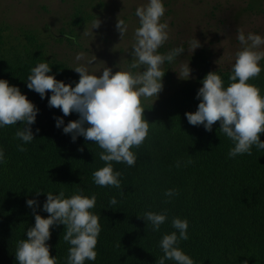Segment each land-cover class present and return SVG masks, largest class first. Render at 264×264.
<instances>
[{
  "label": "trees",
  "instance_id": "16d2710c",
  "mask_svg": "<svg viewBox=\"0 0 264 264\" xmlns=\"http://www.w3.org/2000/svg\"><path fill=\"white\" fill-rule=\"evenodd\" d=\"M75 17L73 24L79 27L94 15L79 9ZM25 34L27 41L15 43L0 33V78L18 86L39 108L32 125L35 139L24 145L26 151L18 150L23 142L15 136L22 122L0 129V147L6 158V163L0 164V264H17V242L27 238L37 212L49 215L43 211L47 192L58 195L60 191L66 197L80 191L96 196L91 211L100 218L101 232L97 258L87 264H158L164 255L160 240L175 231L171 224L174 217L189 222V239L180 241L179 246L195 264H264V151L253 146L252 155L230 158L233 145L219 133V121L209 132L203 125L189 124L185 116L197 110L202 79L217 71L227 85L232 67H205L154 104L142 101L150 129L145 141L133 148L136 163L127 166L113 161L114 170L121 173V187H101L94 183L93 172L105 165L99 157L103 150L82 135L73 142L71 134L63 133V126L56 127V118L63 116L61 110L50 108L47 98L41 99L27 88L31 68L41 62L52 66L57 80L71 82L73 87L80 76L70 62L48 53L39 34ZM62 34L73 35L69 40L78 36L73 28L62 30ZM201 60L198 57L194 64ZM260 63L264 68V60ZM203 64L201 61L198 66ZM250 83L264 94V70ZM63 118L67 124L79 115L73 112ZM260 138L264 141V133ZM167 189H175L177 194L168 198L164 195ZM41 190L44 192L37 195ZM113 197L116 205L109 204ZM33 198L39 204L35 210L26 203ZM146 211L167 213L160 231L147 227L139 216ZM65 227L53 225L47 242L57 264L67 261L70 245L62 238Z\"/></svg>",
  "mask_w": 264,
  "mask_h": 264
},
{
  "label": "clouds",
  "instance_id": "9594fccd",
  "mask_svg": "<svg viewBox=\"0 0 264 264\" xmlns=\"http://www.w3.org/2000/svg\"><path fill=\"white\" fill-rule=\"evenodd\" d=\"M164 14V0H147L146 4L137 7L135 15L139 26L134 32L131 62L124 69L113 72L111 68L105 67L102 73H96L80 64L73 68L80 76L74 87L71 82L57 80L52 74V66L46 62L31 68L27 77V88L38 93L41 99L47 98L50 108H58L63 113V116L56 118L57 128L63 126V133L71 134L73 142L82 135L86 141L94 142L103 150L99 157L105 165L93 172L94 183L98 186L121 187V173L114 170L112 162L135 165L137 155L133 148L145 141L150 129L142 101L152 97H156L154 102L158 99L166 73L162 66L166 62H174L185 52L183 46L167 53L159 52L169 39L168 24L161 22ZM100 23L94 22V28H98ZM116 29L122 40L128 32L125 20L119 17ZM237 39L242 47L236 53L228 77L229 83L226 85L217 71L209 72L197 91L196 98L200 101L197 110L185 114L189 124L203 125L209 132L219 121V133H223L233 145L228 153L230 158L252 155L253 146L258 151H264V141L260 138L261 133H264V94L259 87L250 83L264 70L260 63L264 60V50H261L264 37L251 32L245 34L239 29ZM198 47L199 40L190 41L193 51ZM83 59V53L76 56L77 61ZM191 71L188 64L176 72L181 79H190ZM73 112L78 113L79 118L65 124L63 117ZM38 113L39 108L27 94L7 79L0 78V129L22 122L15 133L16 138L23 142L17 146L21 152L27 150L24 145L35 139L32 125ZM4 163L5 152L0 147V164ZM42 192L37 191V195ZM176 194L175 189H167L164 193L168 198ZM26 203L32 208L39 206L34 198L28 199ZM109 204L116 205V198H111ZM95 205L96 196L89 197L83 191L70 197H66L63 191L58 195L47 192L43 211L49 215L35 214V224L27 229V238L17 242V264H57V256L51 255V245L47 242L51 239L52 226L60 224L66 226L62 238L70 245L66 264L95 261L101 232L100 218L91 211ZM139 216L147 222V227L150 225L156 232L168 219L166 212L146 211ZM171 224L175 231L162 236L160 248L164 255L159 258L158 264H166V261L195 264L193 258L179 246L180 241L189 239L188 220L174 217Z\"/></svg>",
  "mask_w": 264,
  "mask_h": 264
},
{
  "label": "rangeland",
  "instance_id": "374dc122",
  "mask_svg": "<svg viewBox=\"0 0 264 264\" xmlns=\"http://www.w3.org/2000/svg\"><path fill=\"white\" fill-rule=\"evenodd\" d=\"M147 0H0V33L15 43H24L26 31H35L45 41L51 56L66 60L74 67L83 64L89 71L102 73L105 67L113 72L124 69L131 62L134 32L139 26L135 15L137 7ZM165 14L161 22L168 24L169 39L159 49L167 53L179 46L185 52L172 63L162 66L164 94L177 88L182 81L194 78L205 67L230 68L242 45L237 39L238 30L245 34L256 33L264 37V0H164ZM79 9L94 18L83 26H75ZM125 20L128 32L121 40L116 29L118 18ZM101 22L94 28V22ZM74 29L77 37L72 40L62 30ZM73 35H70V37ZM63 39L61 40V38ZM199 40L194 51L190 41ZM261 50H264L262 46ZM84 59L76 60L78 54ZM198 57L204 62L200 68ZM92 60L93 63H87ZM191 68V78L181 79L177 72L182 66ZM169 66L166 68V66ZM177 72H176V71ZM156 97L146 102H153Z\"/></svg>",
  "mask_w": 264,
  "mask_h": 264
}]
</instances>
